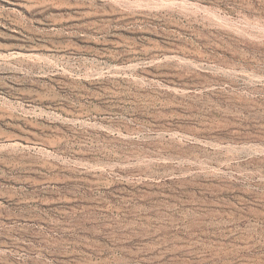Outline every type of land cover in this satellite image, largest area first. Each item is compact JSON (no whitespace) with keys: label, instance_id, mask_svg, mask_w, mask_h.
Instances as JSON below:
<instances>
[{"label":"rangeland","instance_id":"374dc122","mask_svg":"<svg viewBox=\"0 0 264 264\" xmlns=\"http://www.w3.org/2000/svg\"><path fill=\"white\" fill-rule=\"evenodd\" d=\"M0 264H264V0H0Z\"/></svg>","mask_w":264,"mask_h":264}]
</instances>
